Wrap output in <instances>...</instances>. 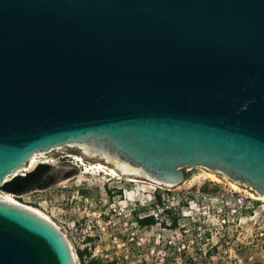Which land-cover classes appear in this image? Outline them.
<instances>
[{
    "label": "water",
    "instance_id": "95a60500",
    "mask_svg": "<svg viewBox=\"0 0 264 264\" xmlns=\"http://www.w3.org/2000/svg\"><path fill=\"white\" fill-rule=\"evenodd\" d=\"M108 145L164 182L227 172L264 195V0H0V189L52 183L30 156ZM0 201V264H77Z\"/></svg>",
    "mask_w": 264,
    "mask_h": 264
},
{
    "label": "rangeland",
    "instance_id": "374dc122",
    "mask_svg": "<svg viewBox=\"0 0 264 264\" xmlns=\"http://www.w3.org/2000/svg\"><path fill=\"white\" fill-rule=\"evenodd\" d=\"M45 159L51 169L44 174L56 180L30 190L66 235L77 264H264V200L223 173L185 167V178L167 185L114 174L115 165L78 147L53 149ZM148 213L156 223L143 226L139 217ZM171 215L179 228H170Z\"/></svg>",
    "mask_w": 264,
    "mask_h": 264
},
{
    "label": "bare ground",
    "instance_id": "6f19581e",
    "mask_svg": "<svg viewBox=\"0 0 264 264\" xmlns=\"http://www.w3.org/2000/svg\"><path fill=\"white\" fill-rule=\"evenodd\" d=\"M63 146L78 147L84 155L99 156V158L105 160V162L112 163L113 165H115V168L110 169V171L112 173L118 174V171H120L124 175L132 176V178H130L131 180H135L134 177H140L141 176V177L147 178V179L155 181V182H160V183L167 184V185H176V184H172L171 182H173V180H170V179L165 180L168 182H164V180H162L157 175L147 171L142 166L135 165L130 160L124 158L122 155H120L116 151L112 150L108 145L101 144L95 140L71 141L65 145H59V146H56V147L49 149L47 151L36 152L32 156H30L23 164H21V166L15 171H18L22 166H24V164H26V162L30 161L31 159H35L36 155L42 154V153H48L49 151H51L53 149H58V148H61ZM76 158L78 160L82 159V157H76ZM39 164H41V163H39ZM36 165H38V164H36ZM36 165L33 164L31 167V170H29L27 172L28 173L31 172L35 168ZM97 167L101 169L104 167V165L99 163V164H97ZM213 171H216L218 173H223V174L229 176V174L227 172H224V171H220V170H213ZM209 176L211 178H214V179L216 178L215 174H213V173L209 174ZM233 180L238 182V183H241L240 180H238V179H233ZM178 183H180V182H178ZM241 184H244V183H241ZM234 186H235V184H234ZM259 195H260V198L264 200V195L263 194H259ZM0 201L14 205V206H17V207H21L22 209L30 211V212L34 213L35 215L45 219L46 221L51 223L56 228H58L56 226V224L53 223V221L50 218H48L42 211H40L39 209H37V208H35L29 204L20 203V202L15 201L8 192L1 191V189H0ZM59 231L61 233H63L60 229H59ZM63 235H64V233H63ZM64 236H65L67 242L69 243L66 235H64ZM69 245H70V243H69ZM70 247H71V245H70ZM73 255H74V253H73ZM74 257H75V255H74Z\"/></svg>",
    "mask_w": 264,
    "mask_h": 264
},
{
    "label": "built area",
    "instance_id": "2783aa9c",
    "mask_svg": "<svg viewBox=\"0 0 264 264\" xmlns=\"http://www.w3.org/2000/svg\"><path fill=\"white\" fill-rule=\"evenodd\" d=\"M46 154L47 153H42V154L36 155L35 159H31L30 161L26 162V164H24V166H22L18 171H14L13 173L8 174L5 177V179H4V183L7 182V181L12 180L16 176H19V175L20 176H25L28 173L27 171L31 170V167H32L33 164L34 165H36V164L39 165V163L46 164L48 162V159H45V155ZM36 167H37V165L35 166V168ZM1 191H5V190L1 189ZM5 192H7V191H5ZM33 192L34 191L28 190V191H25L23 193H13V192H8V193L11 195V197L15 201L20 202V203L29 204V205H31L33 207H36V208H38V209H40L42 211L43 209L41 208L42 207L41 203H40V201H38L37 197L33 194ZM37 204L39 205V207L37 206ZM44 210L42 211L43 213L45 212ZM149 214H151V213L141 215L139 218L141 219L142 217H144L146 215H149ZM46 216L49 218L48 215H46ZM53 223H55L56 226L58 227V229H60V226L57 224V222L53 221Z\"/></svg>",
    "mask_w": 264,
    "mask_h": 264
},
{
    "label": "trees",
    "instance_id": "16d2710c",
    "mask_svg": "<svg viewBox=\"0 0 264 264\" xmlns=\"http://www.w3.org/2000/svg\"><path fill=\"white\" fill-rule=\"evenodd\" d=\"M156 197H157V201L161 202V195L156 194ZM254 203L256 204L258 202H254ZM167 210L169 213H172L171 209H167ZM138 222L143 226H150L156 223V218L154 215L149 214L139 219ZM169 224H170V228H174V229L179 228V217L177 215H171ZM78 255L80 256V258L84 256L82 252L79 253ZM91 264H100V261L98 259H95L92 261Z\"/></svg>",
    "mask_w": 264,
    "mask_h": 264
},
{
    "label": "flooded vegetation",
    "instance_id": "af4514ba",
    "mask_svg": "<svg viewBox=\"0 0 264 264\" xmlns=\"http://www.w3.org/2000/svg\"><path fill=\"white\" fill-rule=\"evenodd\" d=\"M49 169H51V168L49 167ZM49 169L47 171H49ZM48 176L49 175H47V173L46 174H43V176L41 177V181L43 182V181L47 180L49 178ZM52 178H53V180H56V177H52ZM112 194H113L112 197L114 198L116 195L119 194V191L118 190H113L112 191Z\"/></svg>",
    "mask_w": 264,
    "mask_h": 264
}]
</instances>
